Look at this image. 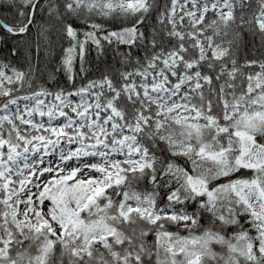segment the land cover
<instances>
[{
	"label": "snow or ice",
	"instance_id": "1",
	"mask_svg": "<svg viewBox=\"0 0 264 264\" xmlns=\"http://www.w3.org/2000/svg\"><path fill=\"white\" fill-rule=\"evenodd\" d=\"M5 5L0 264H264V0Z\"/></svg>",
	"mask_w": 264,
	"mask_h": 264
},
{
	"label": "trees",
	"instance_id": "2",
	"mask_svg": "<svg viewBox=\"0 0 264 264\" xmlns=\"http://www.w3.org/2000/svg\"><path fill=\"white\" fill-rule=\"evenodd\" d=\"M0 20L4 21L5 23H14L15 22V16L14 14L8 9V7L2 6L0 7ZM40 23H43V21H40ZM151 24V21L148 22ZM13 46V42L9 41L7 43H0V59L4 60H10L14 64H16L17 67L24 66V61L21 60L19 57H11L9 54V48ZM252 47V40L249 38L248 48L245 49V51H249ZM40 59H41V65L40 67L43 69L45 67V64L49 69L53 68V65H55L59 60V51L57 50V54L52 57L50 60L45 58L44 52L40 53ZM87 60V66L89 67L90 71L88 73L89 76H95L97 74V69H102L106 63H114V56L109 51L106 56L102 59H97L95 50L93 49L91 52H89L88 56L86 57ZM54 70V69H53ZM39 76V73H38ZM41 82L44 81L45 77H40ZM57 81L60 86L68 87L67 81L63 73L57 74ZM50 87L53 85H49Z\"/></svg>",
	"mask_w": 264,
	"mask_h": 264
},
{
	"label": "rangeland",
	"instance_id": "3",
	"mask_svg": "<svg viewBox=\"0 0 264 264\" xmlns=\"http://www.w3.org/2000/svg\"><path fill=\"white\" fill-rule=\"evenodd\" d=\"M25 102L24 101H21V107L23 106ZM37 119H40L39 117H37ZM46 119V118H45ZM60 121H55L54 123H59ZM53 161H57L58 162V155H55L49 159H46V163H52Z\"/></svg>",
	"mask_w": 264,
	"mask_h": 264
}]
</instances>
